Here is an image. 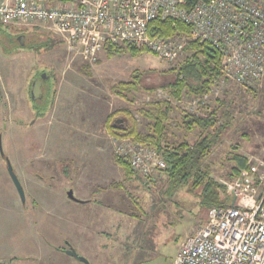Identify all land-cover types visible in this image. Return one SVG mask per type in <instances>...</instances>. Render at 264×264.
Returning <instances> with one entry per match:
<instances>
[{
  "label": "rangeland",
  "instance_id": "374dc122",
  "mask_svg": "<svg viewBox=\"0 0 264 264\" xmlns=\"http://www.w3.org/2000/svg\"><path fill=\"white\" fill-rule=\"evenodd\" d=\"M13 33L25 35L26 47L9 52L0 45V141L26 201L0 152V262L84 264L64 252L72 247L91 264H173L186 237L208 220L201 191L190 184L170 194L166 177L157 190L147 188L139 176L128 179L115 161L117 137L106 127L110 115L127 110L139 131L148 133L152 122L141 110L169 100L166 92L140 91L132 102L111 88L131 80L134 72L144 73V86H157L172 65L150 53L109 59L106 52L90 64L42 26L13 27ZM49 36L54 47L39 49L38 42ZM85 65L91 77L81 72ZM43 70L54 73L50 92L55 95L49 113L34 117L31 81ZM213 89L203 99L186 93L173 102L172 140L198 139L199 130L180 127L186 114L227 112V135L206 159L211 174L227 184V198L228 186L243 176L262 178L264 188V82L252 91L231 83ZM236 156L248 159L251 173L236 177ZM70 191L76 200L69 198Z\"/></svg>",
  "mask_w": 264,
  "mask_h": 264
},
{
  "label": "built area",
  "instance_id": "2783aa9c",
  "mask_svg": "<svg viewBox=\"0 0 264 264\" xmlns=\"http://www.w3.org/2000/svg\"><path fill=\"white\" fill-rule=\"evenodd\" d=\"M158 19L181 21L191 26L190 33L151 37L150 25ZM0 26H42L90 64L111 46L145 50L174 64L189 56L186 41L210 42L223 54L214 88L232 83L257 90L264 82V0L192 6L187 0H0ZM114 146L147 188L157 190L167 168L159 153L132 138H116ZM260 181L253 174L228 186L231 203L208 211V220L186 237L173 264H264Z\"/></svg>",
  "mask_w": 264,
  "mask_h": 264
},
{
  "label": "trees",
  "instance_id": "16d2710c",
  "mask_svg": "<svg viewBox=\"0 0 264 264\" xmlns=\"http://www.w3.org/2000/svg\"><path fill=\"white\" fill-rule=\"evenodd\" d=\"M187 1L188 6H192L200 1L209 2L211 0ZM190 30L191 26L172 19H158L152 22L149 28L150 36L155 38L188 36ZM9 31H13V27L0 26V41L8 51L10 49L9 45L3 41L5 38L8 37L9 39L11 37ZM42 41L38 42L39 49L52 48V45L54 47L56 44L55 39L53 41L50 36L47 42L42 43ZM184 48L189 56L182 61L170 64L172 66L162 73L164 80L158 83L157 86H144V73L134 72L131 80L119 82L111 88L113 93L132 102L137 100L136 95L140 91L153 94L159 90L166 92L169 100H158L151 104L150 110H141L142 114L152 122L149 132L142 134L139 131L136 118L127 110H121L110 115L106 127L110 134L119 139L132 138L154 148L167 164L164 172L166 185L168 186L167 192L173 194L176 190L192 184V190L200 189L201 203L207 214L211 208L227 207L231 203V199L224 196L227 184H220L213 178L211 166L206 162L214 148L227 135V117L229 115L227 116V112H222V116H219V110L215 109L186 114L182 117L180 124L182 129L187 132L200 131V135L194 143L189 142L187 139L173 141L169 120L174 109L173 102L182 101L186 93L198 99H203L211 94L215 82L221 78L223 54L210 42L188 40L185 42ZM29 49L35 50V48ZM124 53L136 58L149 52L133 47L111 46L106 49V55L109 59ZM81 72L87 77L92 76L88 65L82 67ZM152 72H146L145 76ZM52 75L54 73L51 74V77ZM244 90L248 91L249 89ZM53 94L55 95L54 90L50 94L49 105L46 104L45 108L41 106L39 117L46 116L49 113L54 100ZM119 116H122V118ZM234 159L238 162V167L235 169L237 178L242 177L244 172H252L247 158L236 156ZM115 161L122 167L128 179L139 176L121 158L116 157ZM140 179L143 181L141 177ZM117 186L123 187L121 184H117ZM141 263L139 261L137 264Z\"/></svg>",
  "mask_w": 264,
  "mask_h": 264
},
{
  "label": "flooded vegetation",
  "instance_id": "af4514ba",
  "mask_svg": "<svg viewBox=\"0 0 264 264\" xmlns=\"http://www.w3.org/2000/svg\"><path fill=\"white\" fill-rule=\"evenodd\" d=\"M10 36L9 39L8 37L5 38V40L3 42H6L9 45V51L12 52L13 50H15L16 48H23L22 46H25L26 44V37L24 34L22 33H13V31H9ZM15 44V45H14ZM0 45L3 47L2 42L0 41ZM12 48V49H11ZM52 72H47V71H37L34 76L32 77V81H31V92H30V106H31V110L33 112V116L34 117H38L40 115V108L41 106H43V108H45V105L48 104L49 105V101H50V90H51V81H52V77H51ZM35 83H40V87H41V91L42 93L40 94L39 98L34 99L32 97V89ZM34 123V122H32ZM1 159L6 163V165H8V161L9 158L5 155L1 154ZM11 162V161H10ZM17 173V172H16ZM67 250H64V252L66 253Z\"/></svg>",
  "mask_w": 264,
  "mask_h": 264
},
{
  "label": "water",
  "instance_id": "95a60500",
  "mask_svg": "<svg viewBox=\"0 0 264 264\" xmlns=\"http://www.w3.org/2000/svg\"><path fill=\"white\" fill-rule=\"evenodd\" d=\"M41 93H42V91H41L40 83H35L34 86H33V89H32V97L34 99H37V98H39ZM0 152H1L2 155H4L1 141H0ZM7 170H8L9 175L12 178V181L14 182V185H15V187H16V189H17L22 201L25 202L26 201V194H25L24 187H23L22 182L19 179V176L17 175V173L14 170V168H13V166H12L10 161H8ZM69 198L72 199V200H76L73 191L69 192ZM233 201H235V198H234ZM81 203H84V202H81ZM66 254L69 255L72 258L77 259L78 261H80V262H82L84 264H91L90 261L86 257L79 256L78 253L76 252V250L73 249L72 247H70L66 251ZM0 264H7V263H1L0 262Z\"/></svg>",
  "mask_w": 264,
  "mask_h": 264
}]
</instances>
